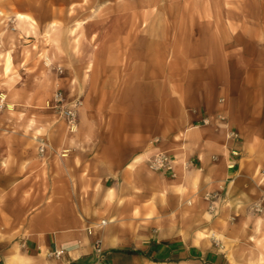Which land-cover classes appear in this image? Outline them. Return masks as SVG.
Returning a JSON list of instances; mask_svg holds the SVG:
<instances>
[{"label":"crops","instance_id":"crops-1","mask_svg":"<svg viewBox=\"0 0 264 264\" xmlns=\"http://www.w3.org/2000/svg\"><path fill=\"white\" fill-rule=\"evenodd\" d=\"M110 11L73 50L82 66L31 96L43 118L18 116L14 79L0 89V264H264V0ZM58 89L82 102L74 128L54 119ZM157 151L175 177L149 167Z\"/></svg>","mask_w":264,"mask_h":264},{"label":"rangeland","instance_id":"rangeland-1","mask_svg":"<svg viewBox=\"0 0 264 264\" xmlns=\"http://www.w3.org/2000/svg\"><path fill=\"white\" fill-rule=\"evenodd\" d=\"M130 1L132 0H0V89L5 87L8 89L12 86L11 89H19L16 94H11L14 100L21 103L16 108L20 112L18 116H23L24 112H31V117L35 119L43 118V115L49 113L46 109L35 107L36 105H29L27 112L24 109L29 104L32 95V100L35 102L39 95H45L54 88H59L61 84H57L60 82L58 78H61L65 70L72 67V64L75 67L76 65L82 66V63L72 62L74 59L71 54H73V50L75 56L83 57L84 53L87 54L88 47L84 44H87L89 39L88 25L97 26L96 37L102 39L106 19L112 16V11H110L112 3L116 5ZM167 1L169 0H160V3ZM152 2L153 0H144L145 7L151 6ZM115 12L113 10L114 14ZM32 19L35 23L32 22ZM31 22L34 26L30 24ZM75 37H79L84 42L80 48L73 47ZM69 46L71 47L69 48ZM9 55L13 56L14 66L11 70L6 67L9 64ZM64 59H67L68 62L63 61ZM12 72L10 77L2 74ZM11 79L15 81L12 83ZM1 90L0 115L4 110L10 109L7 104L9 94L7 91L2 94ZM61 92L68 104L64 92ZM76 102L78 103V113L82 102ZM51 109L54 119H66L57 110L52 107ZM217 119H223V117L219 115ZM204 120L203 123H205ZM74 127L70 126V128ZM170 177L175 176L170 175ZM218 198L219 194L215 191L203 194V200L207 202L208 213L214 214V202ZM252 207L259 214L262 212L260 204ZM212 236L214 235L212 234ZM214 238L216 237L214 236Z\"/></svg>","mask_w":264,"mask_h":264},{"label":"built area","instance_id":"built-area-1","mask_svg":"<svg viewBox=\"0 0 264 264\" xmlns=\"http://www.w3.org/2000/svg\"><path fill=\"white\" fill-rule=\"evenodd\" d=\"M77 106H78L77 102L71 105L67 104L65 102L63 93L60 90L55 91L52 97L51 107L57 110L62 116H64L67 122L70 124V126L73 127L76 123V118H77ZM204 122L208 123L209 121L208 119H205ZM229 136L236 137L237 135L231 132ZM41 150H43L42 147ZM148 163H149V167L152 170L163 171L170 174L171 176H175V171H174L175 160L171 155H169L165 151H157L156 153H154L152 157L149 159ZM103 222L101 225H104ZM97 250H100L99 245L97 246ZM61 254L62 251L54 252V255L56 257H60Z\"/></svg>","mask_w":264,"mask_h":264},{"label":"bare ground","instance_id":"bare-ground-1","mask_svg":"<svg viewBox=\"0 0 264 264\" xmlns=\"http://www.w3.org/2000/svg\"><path fill=\"white\" fill-rule=\"evenodd\" d=\"M64 156V155H63ZM104 221V222H103ZM102 222H103V224L105 223L106 224V221L105 220H101V222H100V225L102 224ZM102 226V225H101ZM95 230V229H94ZM207 241H209V240H207ZM20 261V260H19ZM32 262V261H31ZM18 263V262H17ZM9 264H10V262H9Z\"/></svg>","mask_w":264,"mask_h":264}]
</instances>
